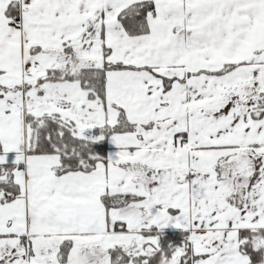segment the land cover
I'll use <instances>...</instances> for the list:
<instances>
[{"label": "snow or ice", "instance_id": "6c2138e0", "mask_svg": "<svg viewBox=\"0 0 264 264\" xmlns=\"http://www.w3.org/2000/svg\"><path fill=\"white\" fill-rule=\"evenodd\" d=\"M0 264H264V0H0Z\"/></svg>", "mask_w": 264, "mask_h": 264}]
</instances>
